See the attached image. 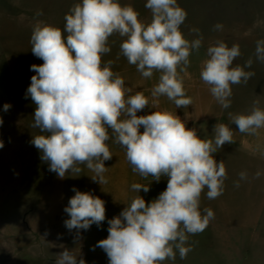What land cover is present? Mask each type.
<instances>
[{
	"label": "clouds",
	"instance_id": "1",
	"mask_svg": "<svg viewBox=\"0 0 264 264\" xmlns=\"http://www.w3.org/2000/svg\"><path fill=\"white\" fill-rule=\"evenodd\" d=\"M145 7L151 11L150 23L142 22L133 6L121 5L119 0H81L65 15L63 32L37 21L30 37L33 55L43 60L42 65H31L36 75L25 94L36 105L32 128L41 133L30 143L48 162L49 171L60 179L75 177L83 165L93 173V182L106 184L111 142L124 150L132 171L140 177L157 183L167 177L166 190L151 203L138 195L107 221L108 236L94 247L104 250L109 264H163L166 259L175 261L177 252L185 259L193 250L186 246L189 236L202 233L215 218L211 208L202 213V193L206 188L211 200L224 191L226 166L213 154L233 143V131L223 123L214 126L212 139H202L166 108L138 116L150 106L149 97L142 91L131 94L124 78L112 70L113 61L102 62L111 52L109 38L118 34L124 39L117 58L125 57L145 79L159 73L150 92L152 108L159 107L160 97L172 101L176 109L192 104L182 73L190 65L193 50L201 48L203 36L192 28L197 38H185L181 25L187 12L177 0H147ZM213 30L222 31L223 25L217 23ZM240 55L238 44L229 47L217 40L207 48L202 62L200 77L224 109L231 106L232 85L247 83L255 75L245 70L251 68V58L244 66H233ZM255 55L264 62V40L257 41ZM10 107L5 104L4 111ZM229 116L241 133L255 135L264 128L259 101L253 102L249 113ZM239 176L247 179L246 172ZM131 189L150 190L149 184L141 183H133ZM72 191L75 195L64 208L70 217L64 221L66 228L79 232L93 224L99 227L106 219L105 202L91 192ZM57 257L56 264H86L68 249Z\"/></svg>",
	"mask_w": 264,
	"mask_h": 264
},
{
	"label": "rangeland",
	"instance_id": "2",
	"mask_svg": "<svg viewBox=\"0 0 264 264\" xmlns=\"http://www.w3.org/2000/svg\"><path fill=\"white\" fill-rule=\"evenodd\" d=\"M9 1L12 7L8 9L0 5V40H4L3 49L8 55L7 58L0 57V114H5V104H10L12 109V152L10 155L7 151L6 155L4 150L0 151V264H56L57 254L65 249L71 250L79 261L86 256L81 249L82 244L90 251L87 258L103 260V264H109L104 250L94 247L100 241L97 234L83 229L79 232H75V229L69 231L64 224L70 218L64 208L75 195L72 189L83 191V172L79 176L66 175L60 179L56 173L49 171L48 162L41 159V152L30 143L34 135H38L39 129L32 128L36 105L30 96L25 98V94L31 77L36 75L31 70V65L43 64L42 59L33 55L30 43L33 26L42 16V0ZM146 2L147 0H119L121 5L133 6L142 22L150 23L152 15L145 7ZM177 2L187 12L181 25L185 38L189 41L197 38L191 32L192 28H198L203 36L204 46L198 51L193 50L187 68L189 87L185 89L187 96L194 102L197 80L198 77L201 78L200 73L197 74V62L202 65L207 58V48L215 41H224L229 47L239 45L241 55L234 60L233 66H244L249 58L253 60L251 68L245 70L253 71L255 75L247 83L232 85L231 106L228 109L216 102L205 83L199 89L200 96L203 92L200 99L203 106L196 108L191 104L180 109L183 116L196 114L197 110L201 114L203 109L206 135L213 132L217 123L226 124L232 129L233 143H226L213 154L217 162L224 161L227 172L223 194L216 199L229 200L235 211L242 213L247 200L255 201V204L264 189V169H261L264 165V128L259 129L255 135L241 133L232 123L229 113L247 114L254 101H259V107L264 109V62L259 61L255 55L257 41L264 40V0ZM217 23L223 25L222 31L213 30ZM123 39L118 34L109 38L111 52L102 57V62L112 60V70L124 78L126 85H132L140 73L122 55L117 58ZM4 60H7V65ZM182 75L185 76L184 73ZM168 110L179 115L176 107L169 106ZM9 114L10 109L7 111V126L10 125ZM187 128L192 129L189 124ZM205 138L212 139L207 136ZM27 143L28 153L25 151ZM242 171L247 173V179H240L239 173ZM257 172L260 173L259 178H256ZM237 182L239 187L236 186ZM206 193L205 188L200 203L201 210L214 204V199H208ZM10 194L11 212L8 208ZM91 227L100 228L95 224ZM255 237L258 239L259 236ZM186 246H191L193 250L185 259H181L177 252L175 261L166 259L163 264H193L197 258L208 263L213 256L218 259L221 257L225 264L230 263L228 238L223 236L221 240L218 239L217 232L210 225L202 233L190 235Z\"/></svg>",
	"mask_w": 264,
	"mask_h": 264
},
{
	"label": "crops",
	"instance_id": "3",
	"mask_svg": "<svg viewBox=\"0 0 264 264\" xmlns=\"http://www.w3.org/2000/svg\"><path fill=\"white\" fill-rule=\"evenodd\" d=\"M81 0H42L41 10L42 16H40L37 21H42L45 24L52 25L60 28L61 30L64 28L65 20L64 17L69 13V9L75 3H79ZM0 5L4 7V9H8L12 7V3L9 0H0ZM36 21V22H37ZM4 40H0V57L7 58V51L3 49ZM204 44L202 43L203 47ZM7 60H4L5 64ZM201 66L197 62V74L199 75L201 71ZM10 69L11 63L9 65ZM157 74L158 76H155ZM184 87L188 88V69L184 73ZM159 78V73H154L151 79H145L142 75L138 74L136 77L135 84L126 85L132 89L131 94H135L137 91H142L146 96L149 97L150 106H146L144 110L137 113L140 115L150 114L152 111L160 110L163 108L168 109L169 106L175 107L172 101H169L166 97H160L159 99V107L152 108L151 107V88L158 82L156 81ZM154 78V79H153ZM204 87V82L202 79L198 77L196 88V98L195 102L193 99L192 104L194 106L199 107L203 106V101L200 102L202 96L199 95V89ZM179 115H177L182 121L186 122V127L188 124L191 125L192 129H195L197 135L204 139L207 137H212L214 135V131L208 133L206 135L205 131V116L203 113V109L201 114H198V110L196 114L191 115H182L181 108H177ZM9 114V123L7 126V111L4 115L0 114V118L3 119V124L0 125V141L3 142V148H0V151L4 150L6 155L7 151L11 155L12 152V128H11V120L12 114ZM201 123V124H200ZM200 124V125H199ZM190 127V126H189ZM143 132V128L140 129ZM38 134H41L38 132ZM27 147L25 151L28 153L29 144H26ZM110 151L112 152V159L105 161V167L108 168V171L104 174L107 179V183L100 185L97 182H93L91 179L92 172H90L85 166L81 165L83 168V191L82 192H91L94 196L101 198L105 202L106 208V219L100 225V228L90 227L86 232L92 231L94 234H97L100 240L106 239L108 236V223L107 221L112 219L115 216H118L121 211L127 206L126 204H130L132 199L138 195L143 197L146 203H151L152 200L157 198L161 192L166 190L167 187V177H162L161 180L157 183L154 180H151V177L145 179L140 177L138 174L134 173L131 169L130 164L128 163L124 150L114 144L109 142ZM261 169H264V165H262ZM81 172V173H82ZM264 175H262V186L264 187ZM133 183H141L144 185L149 184L150 190L145 193L141 190L139 193L133 191L131 189V185ZM203 194L201 195V201L203 200ZM11 194L9 195V211L11 212ZM7 201V197L6 200ZM200 201V203H201ZM247 200L245 209L242 213H237L235 208L230 205V201H220L219 199L213 200V205L210 208L215 213V218L210 221L209 225L214 228V231L218 234V239H222L223 236L228 238L229 242V250H230V263L229 264H264V189H262V193L260 199L256 201ZM218 203V205H217ZM67 206V205H66ZM65 206V207H66ZM217 206L219 209H216ZM7 208V204H6ZM201 209V208H200ZM203 213V210H201ZM7 214V212H6ZM242 214V215H240ZM240 215V216H239ZM239 220H238V219ZM238 220V221H237ZM241 220V221H240ZM238 231V233H237ZM73 232V231H72ZM76 232V229H75ZM228 235V236H227ZM256 235H258V239H256ZM256 239V240H254ZM221 242V241H220ZM257 243V244H256ZM81 249L84 250L86 254L84 260L86 264H103V260L98 261L94 260L91 257L87 258V255L90 254L89 250H86L84 244ZM257 245V247H256ZM260 249V250H259ZM262 251V253L260 252ZM260 252V255H259ZM211 256V255H210ZM58 258V257H57ZM57 258L55 260H57ZM220 257L219 259L213 256L206 263L204 260H199L198 258L194 260L193 264H223L225 261ZM109 262V260H108ZM187 262V261H186ZM168 263V262H167ZM165 263V264H167ZM55 264V262H54ZM187 264V263H186ZM225 264V263H224Z\"/></svg>",
	"mask_w": 264,
	"mask_h": 264
}]
</instances>
